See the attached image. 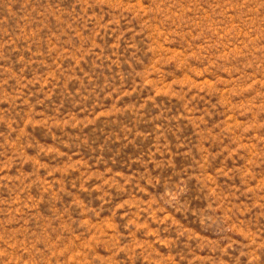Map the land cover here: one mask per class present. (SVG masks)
Returning a JSON list of instances; mask_svg holds the SVG:
<instances>
[{
  "label": "rangeland",
  "instance_id": "374dc122",
  "mask_svg": "<svg viewBox=\"0 0 264 264\" xmlns=\"http://www.w3.org/2000/svg\"><path fill=\"white\" fill-rule=\"evenodd\" d=\"M0 264H264V0H0Z\"/></svg>",
  "mask_w": 264,
  "mask_h": 264
}]
</instances>
